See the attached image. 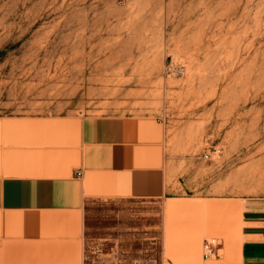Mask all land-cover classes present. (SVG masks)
<instances>
[{"label": "rangeland", "instance_id": "rangeland-1", "mask_svg": "<svg viewBox=\"0 0 264 264\" xmlns=\"http://www.w3.org/2000/svg\"><path fill=\"white\" fill-rule=\"evenodd\" d=\"M135 110L189 194L264 198V0H0V117ZM102 222L86 264H156Z\"/></svg>", "mask_w": 264, "mask_h": 264}, {"label": "crops", "instance_id": "crops-1", "mask_svg": "<svg viewBox=\"0 0 264 264\" xmlns=\"http://www.w3.org/2000/svg\"><path fill=\"white\" fill-rule=\"evenodd\" d=\"M188 190L159 116L0 117V264H86L97 218L103 263L148 240L156 264H264V198Z\"/></svg>", "mask_w": 264, "mask_h": 264}, {"label": "built area", "instance_id": "built-area-1", "mask_svg": "<svg viewBox=\"0 0 264 264\" xmlns=\"http://www.w3.org/2000/svg\"><path fill=\"white\" fill-rule=\"evenodd\" d=\"M213 240L206 241L204 244V257H210L212 255L211 245Z\"/></svg>", "mask_w": 264, "mask_h": 264}, {"label": "bare ground", "instance_id": "bare-ground-1", "mask_svg": "<svg viewBox=\"0 0 264 264\" xmlns=\"http://www.w3.org/2000/svg\"><path fill=\"white\" fill-rule=\"evenodd\" d=\"M219 116L221 117L222 120H224L225 115L223 113H221Z\"/></svg>", "mask_w": 264, "mask_h": 264}]
</instances>
